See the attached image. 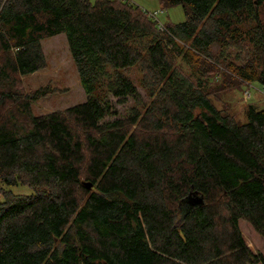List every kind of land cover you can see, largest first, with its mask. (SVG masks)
I'll use <instances>...</instances> for the list:
<instances>
[{"label": "trees", "instance_id": "16d2710c", "mask_svg": "<svg viewBox=\"0 0 264 264\" xmlns=\"http://www.w3.org/2000/svg\"><path fill=\"white\" fill-rule=\"evenodd\" d=\"M159 3L185 19L160 29L128 0H0V182L32 190L0 188V264H264L238 225L264 236V107L239 122L214 102L244 83L264 93V0ZM57 34L86 99L34 114L48 87L19 77ZM109 94L129 114L103 120Z\"/></svg>", "mask_w": 264, "mask_h": 264}, {"label": "rangeland", "instance_id": "374dc122", "mask_svg": "<svg viewBox=\"0 0 264 264\" xmlns=\"http://www.w3.org/2000/svg\"><path fill=\"white\" fill-rule=\"evenodd\" d=\"M93 1V0H91ZM137 4L148 13L155 14V17L161 23H177L185 19L183 9L180 5L170 8H163L159 0H128ZM43 53L45 56V66L39 70L21 75L19 77L21 87L24 91H32L39 87H48V92L38 100L32 102V112L34 114H45L53 110H63L66 107L85 101L86 94L79 82L76 66L70 55L68 45L64 34H57L46 37L41 41ZM216 53V49L214 50ZM235 51L231 50L232 56ZM236 62L243 60L244 54L239 52ZM130 77L137 85L139 94L147 100L144 90L138 84V72L134 69ZM106 99L110 103L111 113L107 114L103 120H112L124 117L129 114V108L133 105V100L127 97L126 101L119 103L117 98L109 94ZM217 107L224 108L239 121L245 122V108L248 104L256 105L258 108L264 107V93L258 82L244 83L238 88H232L222 95L219 100H214ZM102 120V121H103ZM0 188L10 190L16 194H29L32 192L27 185L7 186L0 182ZM3 200V194L0 191V201ZM186 202V201H185ZM182 205L184 214L189 208L190 203ZM238 225L242 236L255 253H261L264 256V236L260 235L252 225L239 219ZM259 264V263H256Z\"/></svg>", "mask_w": 264, "mask_h": 264}, {"label": "built area", "instance_id": "2783aa9c", "mask_svg": "<svg viewBox=\"0 0 264 264\" xmlns=\"http://www.w3.org/2000/svg\"><path fill=\"white\" fill-rule=\"evenodd\" d=\"M150 14V16H152L155 20H157L156 19V17H155V14H153V13H149ZM158 21V20H157ZM158 27L160 28V29H163L164 27H163V23H161L160 21H158Z\"/></svg>", "mask_w": 264, "mask_h": 264}, {"label": "water", "instance_id": "95a60500", "mask_svg": "<svg viewBox=\"0 0 264 264\" xmlns=\"http://www.w3.org/2000/svg\"><path fill=\"white\" fill-rule=\"evenodd\" d=\"M84 185H85L87 188H90V187H91V184H90V183H84Z\"/></svg>", "mask_w": 264, "mask_h": 264}]
</instances>
